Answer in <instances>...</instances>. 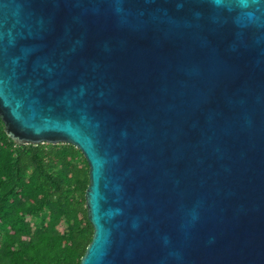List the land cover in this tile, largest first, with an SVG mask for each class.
<instances>
[{
	"label": "water",
	"instance_id": "95a60500",
	"mask_svg": "<svg viewBox=\"0 0 264 264\" xmlns=\"http://www.w3.org/2000/svg\"><path fill=\"white\" fill-rule=\"evenodd\" d=\"M0 119L85 158L80 264H264V0H0Z\"/></svg>",
	"mask_w": 264,
	"mask_h": 264
},
{
	"label": "trees",
	"instance_id": "16d2710c",
	"mask_svg": "<svg viewBox=\"0 0 264 264\" xmlns=\"http://www.w3.org/2000/svg\"><path fill=\"white\" fill-rule=\"evenodd\" d=\"M88 164L69 144H15L0 119V264H80Z\"/></svg>",
	"mask_w": 264,
	"mask_h": 264
}]
</instances>
